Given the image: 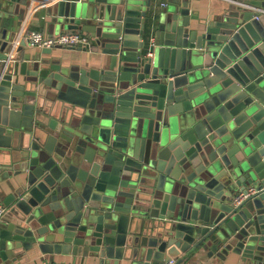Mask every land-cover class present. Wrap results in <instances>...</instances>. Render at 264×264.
Listing matches in <instances>:
<instances>
[{
    "label": "water",
    "instance_id": "1",
    "mask_svg": "<svg viewBox=\"0 0 264 264\" xmlns=\"http://www.w3.org/2000/svg\"><path fill=\"white\" fill-rule=\"evenodd\" d=\"M9 1L22 0H0V264H181L200 249L264 264V0L195 25L189 0L159 20L151 0H58L57 26L106 55L89 68L25 41L10 56Z\"/></svg>",
    "mask_w": 264,
    "mask_h": 264
},
{
    "label": "crops",
    "instance_id": "2",
    "mask_svg": "<svg viewBox=\"0 0 264 264\" xmlns=\"http://www.w3.org/2000/svg\"><path fill=\"white\" fill-rule=\"evenodd\" d=\"M183 1L185 0H151L150 14L152 17L156 18V20H159L163 16L170 15L172 8H180ZM57 2L58 0H52L50 2L47 0L45 3H38L37 5L31 0H22L20 3L17 2L16 4L11 1L6 2V9L9 7L11 8V12L8 13V15L9 20L13 23L12 30L14 42L18 43V46H16L13 42L10 56H17L16 49L25 41L24 36L29 30L37 29L43 31L44 34L48 36H55L65 31H74L60 28L54 21L57 11ZM143 2H145V0ZM231 2L244 6L246 5L243 3V0H189L191 24L195 25L199 20H212L214 17L221 14ZM258 10L260 11V9H257V11ZM76 31L84 32L81 30ZM23 49L24 54L43 52L42 49L28 47L26 43ZM47 52H49V54H42L47 56L55 64H65L68 61H80L82 59V65L88 68L93 66L92 62L95 60H101L100 58L106 59V55L102 53L101 47L92 52L85 48H54L52 51ZM102 55L103 57H101ZM1 185L2 183L0 184V199L5 204L6 197L11 193V190L8 189L7 186ZM42 257H45L44 262L41 260ZM59 257H52L45 254H27L18 260V264H88V259L83 260L82 257L78 256H62L63 259L61 258V260L58 261ZM179 259L181 258L178 257L175 261ZM96 261H99V258H97ZM106 261L113 260L106 259ZM181 264H242V261L239 255L231 254L226 259H220L217 254L211 257L207 249H200L196 250L187 259H184Z\"/></svg>",
    "mask_w": 264,
    "mask_h": 264
},
{
    "label": "built area",
    "instance_id": "3",
    "mask_svg": "<svg viewBox=\"0 0 264 264\" xmlns=\"http://www.w3.org/2000/svg\"><path fill=\"white\" fill-rule=\"evenodd\" d=\"M36 5L38 3H45L47 0H31ZM49 2L52 0H48ZM48 3V2H47ZM153 39V38H152ZM25 43L28 47L38 49H54V48H85L90 52L95 51L98 47L95 45L93 38L80 31H65L55 36H48L43 31L32 29L26 32L24 36ZM14 45L18 46V43L14 42ZM151 55V51L148 52ZM245 197L244 194L236 196L235 201L240 202ZM10 212V208L6 206L0 199V220L7 217ZM171 261L168 264H173ZM46 264V263H45Z\"/></svg>",
    "mask_w": 264,
    "mask_h": 264
}]
</instances>
